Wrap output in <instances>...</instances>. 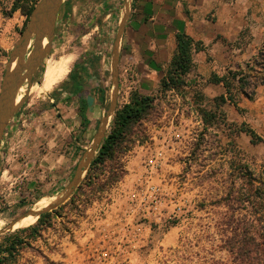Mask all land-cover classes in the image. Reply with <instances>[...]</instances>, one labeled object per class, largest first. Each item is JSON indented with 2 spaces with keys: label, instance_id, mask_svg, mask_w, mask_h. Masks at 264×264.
<instances>
[{
  "label": "rangeland",
  "instance_id": "1",
  "mask_svg": "<svg viewBox=\"0 0 264 264\" xmlns=\"http://www.w3.org/2000/svg\"><path fill=\"white\" fill-rule=\"evenodd\" d=\"M7 1L0 11V88L6 63L27 19L20 9L9 8V3L16 0ZM69 2L70 8L67 9L69 6L64 2L59 12L51 53L36 73L34 84L41 83L48 60L73 54L74 61L68 73L49 90L30 92L0 143V230L29 210L42 208L40 202L45 200L48 204L61 195L73 178L84 151L92 145L109 108L114 86V42L121 11L128 2H131L132 10L133 0ZM110 12L113 14L109 15ZM246 17L254 27L259 18L264 21V10L256 16L248 12ZM253 32L257 38L252 46L255 45L257 50L251 46L250 61L238 70L239 77L244 76L245 81H249L246 90L253 92V98L243 94L241 83L237 78L233 79L232 91L240 106H223V114L207 131L199 119V109L213 107L215 96L203 91L204 80L194 82L193 77L188 76L189 85L180 92L163 91L160 75L141 76L136 61L124 53L119 61L118 106L128 102L131 91L139 89L140 85L143 92L155 97L149 116L137 126L132 137L147 130V125L160 116L179 119L182 115L185 122L181 131L187 128L195 135L188 153L174 168L153 173L151 183L160 188L163 175L167 176L169 182L162 188L173 195H167L161 204L164 214L161 222L123 216L127 206L126 192L138 185L143 171L141 155L144 152L137 142H133L122 158L127 170L124 177L100 195L97 193L98 197L85 207L81 204L80 210L70 202L71 196L58 212L53 211L56 208L50 210L49 225L41 236L29 240L31 246L22 249L13 264H244L229 249L230 231L226 230L223 221L230 212L222 197L229 189L230 179L237 173L234 169L237 164L247 162L256 174H264V92L261 94L257 90L264 83V27L244 28L241 39ZM84 54H93L97 58L93 66L87 65L86 87L91 105L95 103L99 111L96 120L85 131L77 111L79 98L62 86L75 61ZM96 87L105 90L106 106L100 104L98 90H93ZM113 117L114 114L107 133ZM242 123L255 129L263 141L251 144L249 135L238 132ZM232 171L234 173L228 179ZM172 175L176 179L171 181ZM240 184L241 179H235V186ZM169 197L175 199L174 205L164 203H169ZM176 205L180 206L178 216L167 217L166 211ZM245 211L251 212L249 207L239 210ZM20 228L23 227L0 233V242L4 235Z\"/></svg>",
  "mask_w": 264,
  "mask_h": 264
},
{
  "label": "trees",
  "instance_id": "2",
  "mask_svg": "<svg viewBox=\"0 0 264 264\" xmlns=\"http://www.w3.org/2000/svg\"><path fill=\"white\" fill-rule=\"evenodd\" d=\"M37 2L38 0H16L14 2L13 10L20 9L27 17L24 26ZM69 3V0L65 1V5L69 6L67 9L70 8ZM176 41V51L165 74L160 78V87L163 91L177 90L180 92L189 85L188 75L194 66L192 53L194 50L203 48L200 41H195L185 32H178ZM96 61L97 58L93 54L80 56L69 72L68 80L62 83L66 91L79 98L77 111L82 119L83 131L87 129L90 122L89 105L85 97L89 92L86 87L87 65L93 66ZM239 72L229 71L222 76L214 74L210 77L213 82L223 83L225 93L214 97L215 105L213 107L199 109V119L204 124V130L207 131L219 115L223 114L221 108L226 103L234 104L238 108V101L232 91L233 79L237 78L241 83L240 91L243 94L253 98V92L246 90L249 81H245L244 76L239 77ZM256 85L257 83L254 84V88ZM93 90H98V100L102 106H106L105 90L102 87H96ZM154 101L153 95L140 89H134L131 91L129 101L117 107L106 137L84 178L70 198V202L77 209L80 210L81 204L85 207L91 200L98 197L97 193L100 195L101 191L117 183L127 173L122 161L123 155L130 143L143 141L147 137L146 130L136 137L132 136L136 133L137 126L149 116L154 107ZM94 110L91 111L92 116ZM238 132L249 135L253 144L263 141V137L245 123H242ZM234 169L237 173L230 179L229 189L222 197L230 212L226 220L223 221L226 230L230 231V236L227 238L229 249L244 264H264V174L263 172L256 174L247 162L237 164ZM233 173L232 171V174H229L228 179L232 177ZM235 179H241L239 187L235 186ZM60 207L62 205L53 211L58 212ZM248 207L250 213L239 212V210H246ZM51 216V211L44 212L34 224L4 235L0 242V264H13L21 250L31 246L29 240L42 235L43 229L49 225Z\"/></svg>",
  "mask_w": 264,
  "mask_h": 264
},
{
  "label": "crops",
  "instance_id": "3",
  "mask_svg": "<svg viewBox=\"0 0 264 264\" xmlns=\"http://www.w3.org/2000/svg\"><path fill=\"white\" fill-rule=\"evenodd\" d=\"M262 2L261 7V0H133L121 40L120 57L125 53L136 61L137 72L141 76L162 77L176 51V34L185 32L203 46L193 51L194 66L188 76L193 77L194 82L204 80L203 91L209 96L223 94V83L213 82L210 77L238 71L250 61L252 47L255 49L252 44L257 37L253 32L246 39H241L242 30L264 27L263 19L259 18L253 27V22L246 17L248 12L255 16L262 12L264 0ZM139 89L144 91L142 85ZM257 90L262 94L264 83ZM85 97L89 105V125H92L99 111L95 103L91 105L89 96ZM245 99L249 100L248 97ZM249 142L252 144L251 139Z\"/></svg>",
  "mask_w": 264,
  "mask_h": 264
},
{
  "label": "water",
  "instance_id": "4",
  "mask_svg": "<svg viewBox=\"0 0 264 264\" xmlns=\"http://www.w3.org/2000/svg\"><path fill=\"white\" fill-rule=\"evenodd\" d=\"M64 2L65 0H39L33 7L26 25L21 32V36L10 53L0 88V143L6 128L26 103L31 89L34 86L36 73L51 53L56 35L58 15ZM125 7L112 52L114 85L112 97L107 113L102 117L98 131L94 136L92 145L83 154L73 178L61 195L55 197L53 201L40 209L29 210L9 224L5 229L0 230V233L13 229L16 223L28 215L36 216L38 219L42 213L59 207L72 196L84 178L93 158L106 137L110 118L115 114L118 107L120 47L126 22L131 13V2H128ZM45 40L47 41L45 42ZM25 85L27 86L25 93L18 99L20 89Z\"/></svg>",
  "mask_w": 264,
  "mask_h": 264
},
{
  "label": "built area",
  "instance_id": "5",
  "mask_svg": "<svg viewBox=\"0 0 264 264\" xmlns=\"http://www.w3.org/2000/svg\"><path fill=\"white\" fill-rule=\"evenodd\" d=\"M7 2L0 0V11L6 7ZM13 2L9 3V8L13 6ZM183 122H185L183 115L179 119L174 116H160L155 122L147 125L145 140L137 141V146L144 152L141 155L143 171L138 178L140 181L138 185L126 192L127 206L123 213L124 217L134 216L144 221L161 222L164 216L161 204L168 198L167 195H173L171 192L163 191L162 186L169 182L165 174L161 180V188L151 183L152 176L163 169L171 170L180 162L181 157L188 153L195 135L187 128L186 131H181ZM196 122L200 123V120ZM169 179L172 181L176 176L172 175ZM164 203L174 205L175 199L169 197V203L166 201ZM179 209L180 206L176 205L166 211L167 217H177Z\"/></svg>",
  "mask_w": 264,
  "mask_h": 264
},
{
  "label": "bare ground",
  "instance_id": "6",
  "mask_svg": "<svg viewBox=\"0 0 264 264\" xmlns=\"http://www.w3.org/2000/svg\"><path fill=\"white\" fill-rule=\"evenodd\" d=\"M46 41L47 40H45V42ZM74 57L75 56L73 54H64L59 58L48 60L46 63V68L43 72L41 83L34 84L31 91L42 92L49 90L55 83L60 81L68 73L69 68L74 61ZM23 91H25L24 87L20 89L18 99L22 97ZM39 205L44 207L46 205V201L44 200L40 202ZM36 219V216L28 215L22 218L18 223H16L15 227H25L31 225L36 222Z\"/></svg>",
  "mask_w": 264,
  "mask_h": 264
}]
</instances>
